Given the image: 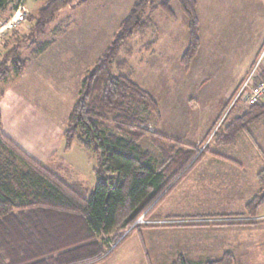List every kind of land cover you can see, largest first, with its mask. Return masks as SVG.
<instances>
[{
  "label": "rangeland",
  "instance_id": "rangeland-1",
  "mask_svg": "<svg viewBox=\"0 0 264 264\" xmlns=\"http://www.w3.org/2000/svg\"><path fill=\"white\" fill-rule=\"evenodd\" d=\"M47 1L9 0L0 12V61L18 43L22 44L19 57L26 61L22 74L11 72L9 83L2 86L7 76L0 84V94L2 87L7 92L2 100L0 175L11 176L14 188L25 191L17 176L27 170L24 155H28L66 183L91 188L96 180L97 156L78 142L65 149L64 132L82 79L110 45L137 0H70L43 34L31 33L30 18ZM197 2L201 46L188 71L181 62L189 40L188 19L174 1L176 19L161 10L145 13V17L151 14L154 27L138 33L121 51L120 58L128 61L124 73L152 94L164 130L176 124L175 134L187 142L195 143L200 137V151L206 147L221 149L244 167H264V159L258 160L264 156V127L253 128L260 146L255 143L252 149L233 144L217 148L221 145L214 143L215 133L245 108L239 101L232 105L239 88L246 81L255 85L264 77V0ZM153 39L158 42L151 45ZM39 45H46L45 51L35 54ZM140 111L150 119L149 129L160 132L156 114L143 108ZM140 144L150 152L152 166L159 168L162 155L150 137L142 138ZM184 178L133 223L132 227L140 225L139 230L125 237L109 258L97 264H172L180 255L190 264H206L228 253L233 255L234 264H264V205L254 216L246 213L241 203L230 213L159 218L160 206ZM158 226L191 230L150 234L148 240L154 245L149 251L143 245L149 253L147 259L138 253V232ZM160 240L170 246L169 251L157 245ZM177 247L183 253L176 254Z\"/></svg>",
  "mask_w": 264,
  "mask_h": 264
},
{
  "label": "trees",
  "instance_id": "trees-1",
  "mask_svg": "<svg viewBox=\"0 0 264 264\" xmlns=\"http://www.w3.org/2000/svg\"><path fill=\"white\" fill-rule=\"evenodd\" d=\"M8 1L0 0V12ZM174 1L188 19L189 40L181 62L186 71L190 69L201 46L197 0H137L110 45L82 79L64 132L65 149L78 142L97 156L95 184L89 188L78 182L66 183L28 155H24L27 170L17 176L25 191L14 188L11 176L0 175V264L102 262L125 237L139 230L140 225L132 227L133 223L147 209H153L204 156L211 154L236 162L208 147L200 151L199 147L149 129L150 119L140 110H150L160 120L159 106L150 92L124 73L128 61L120 58L121 51L138 33L154 27L151 14L145 17V13L161 10L176 19ZM68 4L70 0H48L30 18L31 33L43 34L57 12ZM156 41L153 39L151 45ZM21 45L18 43L1 59L0 84L11 72H24L26 61L19 57ZM46 45L37 46L34 53L44 52ZM261 119L264 102L240 109L215 133L214 143H234L239 132ZM1 124L0 110V128ZM147 136L161 152L159 168L152 166L150 152L140 144ZM257 180L258 191L245 206V212L253 216L264 205V167L257 173ZM172 264L190 263L180 255ZM206 264H234V257L228 253Z\"/></svg>",
  "mask_w": 264,
  "mask_h": 264
},
{
  "label": "crops",
  "instance_id": "crops-1",
  "mask_svg": "<svg viewBox=\"0 0 264 264\" xmlns=\"http://www.w3.org/2000/svg\"><path fill=\"white\" fill-rule=\"evenodd\" d=\"M11 76H8L6 80L7 82H4L2 86H5L6 83H9ZM6 95L7 92L4 87H2V92L0 94V109L2 112V119L4 112L2 100L5 99ZM163 124V119L161 117L158 123V130L161 133L196 147L201 146V140L199 136L196 138L195 143H189L186 141L185 137L175 134L177 127L176 124L174 126H166L168 131L164 130ZM215 124L216 123H213V126ZM255 126L261 128L264 127V120L261 119L253 124L249 129L239 132L234 143L232 144L235 146L239 145L243 148H247L249 146L251 149L255 148L253 144L256 143L258 145L257 137L253 131ZM223 146L224 145H221L217 148H223ZM220 150H216V152L226 157H230L236 162L211 154L204 156L202 160L178 185V187L164 200L158 211L159 218H166L175 215L176 219H184V216H198L207 214L212 215L219 211L230 213L232 211H236V206L241 205V203L242 205L246 206V204L256 195L258 191L257 173L260 169H262L263 166H260L259 164V166L251 169L250 167H244L243 163L238 161L237 158L223 154ZM261 159H264V156L263 158H258V160ZM244 195H246V197L248 195V198L244 199ZM143 230L144 231L138 232V253L145 255V258L148 259V251L154 245L153 242L148 240V236L150 234H184V232H186L185 230L191 229H187L183 226H158L151 228L148 227ZM176 243L178 242L173 244ZM143 245H145L148 251L143 250ZM157 245L163 247L164 251H169L170 249V246H168L164 241L158 242ZM177 248L178 251H176V254L179 252L183 253L181 248ZM163 255L165 256V254ZM150 259L151 260L149 262H152L151 256Z\"/></svg>",
  "mask_w": 264,
  "mask_h": 264
},
{
  "label": "built area",
  "instance_id": "built-area-1",
  "mask_svg": "<svg viewBox=\"0 0 264 264\" xmlns=\"http://www.w3.org/2000/svg\"><path fill=\"white\" fill-rule=\"evenodd\" d=\"M239 101V102H238ZM241 103L245 107L264 102V77L255 85H249V81L244 82L237 91L232 105Z\"/></svg>",
  "mask_w": 264,
  "mask_h": 264
}]
</instances>
